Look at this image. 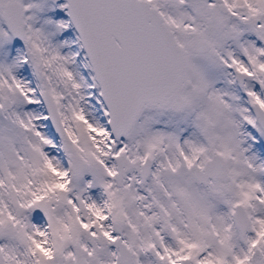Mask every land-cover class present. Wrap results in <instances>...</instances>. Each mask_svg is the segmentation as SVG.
Masks as SVG:
<instances>
[{
	"label": "snow or ice",
	"instance_id": "obj_1",
	"mask_svg": "<svg viewBox=\"0 0 264 264\" xmlns=\"http://www.w3.org/2000/svg\"><path fill=\"white\" fill-rule=\"evenodd\" d=\"M0 264H264V0H0Z\"/></svg>",
	"mask_w": 264,
	"mask_h": 264
}]
</instances>
